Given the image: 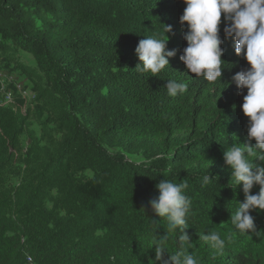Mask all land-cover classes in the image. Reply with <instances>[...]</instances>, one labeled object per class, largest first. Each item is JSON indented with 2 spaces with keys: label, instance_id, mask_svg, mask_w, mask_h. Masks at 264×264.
Instances as JSON below:
<instances>
[{
  "label": "trees",
  "instance_id": "1",
  "mask_svg": "<svg viewBox=\"0 0 264 264\" xmlns=\"http://www.w3.org/2000/svg\"><path fill=\"white\" fill-rule=\"evenodd\" d=\"M185 7L184 0H0V67L21 74L32 93L27 100L9 83L11 98L0 103V264L27 257L161 264L152 245L167 221L151 201L163 179L188 183L184 249L198 264H264V235L240 234L230 222L244 194L229 186L224 161L233 143L255 144L241 108L247 89L232 80L250 65L224 36L222 14L221 81L190 73L179 59ZM164 25L172 26L167 48L176 55L158 75L138 73L139 40ZM172 78L187 84L186 93L168 96ZM258 192L254 185L251 194ZM250 214L264 233V210ZM207 230L226 240L223 254L200 239ZM178 235L170 233V253L180 249Z\"/></svg>",
  "mask_w": 264,
  "mask_h": 264
},
{
  "label": "clouds",
  "instance_id": "2",
  "mask_svg": "<svg viewBox=\"0 0 264 264\" xmlns=\"http://www.w3.org/2000/svg\"><path fill=\"white\" fill-rule=\"evenodd\" d=\"M186 7L179 17L183 38L187 46L183 48L179 59L186 69L197 77L215 83L221 81L225 61L222 59L224 49L220 36L221 16L223 14L224 36L234 41L235 53L242 55L250 67L236 72L232 80L240 89H247L243 95L242 111L247 116V141L255 140V144L233 143L224 152V161L231 167L234 190L241 186L244 200L238 201L230 222L238 233H253L260 237L253 210H264V165L254 160L264 162V0H184ZM185 22L186 25H185ZM172 32L171 25H164L159 35L144 36L135 48L140 63L135 70L140 73L158 75L166 66L169 58L176 55L177 50L167 48L168 35ZM174 34V33H173ZM167 37L166 39L164 37ZM187 84L175 78L168 79L165 86L170 97L183 95ZM147 163H150L148 161ZM212 179L210 174L204 175L201 186ZM254 185H259V192L251 194ZM158 196L151 201V208L158 218L167 221L166 234L155 238V260L161 264H198L197 259L184 249L191 239L185 229L189 226L191 199L185 194L187 181L174 183L163 179L157 185ZM156 223V220H153ZM178 232L180 249L170 253L165 246L170 233ZM200 239L205 241L215 254H223L226 240L216 231L199 232ZM231 239V236L228 237ZM165 252L170 257L165 259Z\"/></svg>",
  "mask_w": 264,
  "mask_h": 264
},
{
  "label": "rangeland",
  "instance_id": "3",
  "mask_svg": "<svg viewBox=\"0 0 264 264\" xmlns=\"http://www.w3.org/2000/svg\"><path fill=\"white\" fill-rule=\"evenodd\" d=\"M21 54L23 55V57L25 58V61H27V63L32 64L31 58L26 53H21ZM0 72L4 76L6 87H7V85H9V83H12V85L14 86L16 91L18 93L20 92L19 94L24 96L27 100H29L32 97V93L26 85L27 83L25 81V78L21 74H19L17 71H12V72L9 71L8 72L1 67H0ZM9 90L11 91V89H9ZM23 92H25V95H23ZM0 103L4 104L5 102L0 98ZM33 128H35L37 130V128L34 125H33ZM22 144L24 146L27 145V139L24 137H22ZM129 157L135 158L134 160H136V161L141 160V159L137 160L138 157H136V156H129Z\"/></svg>",
  "mask_w": 264,
  "mask_h": 264
},
{
  "label": "bare ground",
  "instance_id": "4",
  "mask_svg": "<svg viewBox=\"0 0 264 264\" xmlns=\"http://www.w3.org/2000/svg\"><path fill=\"white\" fill-rule=\"evenodd\" d=\"M0 75H3V74L0 72ZM0 92L2 94V98H7L6 100H4L5 102L10 100L11 91L9 89H6V86H0ZM23 95H25V92H23ZM25 264H35V263L32 261L30 257H27Z\"/></svg>",
  "mask_w": 264,
  "mask_h": 264
},
{
  "label": "built area",
  "instance_id": "5",
  "mask_svg": "<svg viewBox=\"0 0 264 264\" xmlns=\"http://www.w3.org/2000/svg\"><path fill=\"white\" fill-rule=\"evenodd\" d=\"M0 86H6L5 85V80H4V76L0 75ZM7 98H2V100H6Z\"/></svg>",
  "mask_w": 264,
  "mask_h": 264
}]
</instances>
